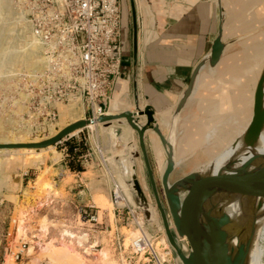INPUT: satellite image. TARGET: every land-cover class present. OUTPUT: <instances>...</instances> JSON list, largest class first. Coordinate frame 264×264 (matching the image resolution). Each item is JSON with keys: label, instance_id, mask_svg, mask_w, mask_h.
<instances>
[{"label": "rangeland", "instance_id": "rangeland-1", "mask_svg": "<svg viewBox=\"0 0 264 264\" xmlns=\"http://www.w3.org/2000/svg\"><path fill=\"white\" fill-rule=\"evenodd\" d=\"M11 1L10 4L0 8V60L1 58L3 60L6 56L2 50H7L6 47H2L3 43L8 42L9 44L12 42L11 45L13 47L11 46V49L13 50L14 47L22 46L21 43L23 42L19 30H22L23 22L26 20L23 19L19 24L17 23L16 14L20 8L16 6L14 0ZM260 43L258 40L252 45L249 43L248 45H241V49L244 47H254ZM244 54L247 53H240L231 59L230 61L240 60L230 66L216 80L218 89L215 91L218 93L213 95V97H206L202 102H198L197 104L199 109L204 113V118L210 114L204 111L210 104H218V109L215 113L213 115L210 114L208 119L198 122L192 132L189 133V138L188 130L192 123H187V119H184V117L181 120L180 130L183 134L176 144L177 160L183 158L181 157V149L185 143L182 150L183 155L192 151L198 144L205 143L207 147H198L196 151H193L197 154L190 158L191 165L182 164L180 168L172 173V177L178 175L181 170L184 172L187 169H194L201 166L200 164L208 162L216 153H219L222 147L239 135L240 131L236 128L240 124H246L251 119V105L253 104L254 92L250 88L256 85L259 77L252 73L249 79L243 75L241 81L235 70L240 65L246 66V68H252L254 67L253 64L261 63L262 61L255 63L246 62L247 57H242L245 56ZM16 63V61L11 60L5 64L3 63L2 66L13 71ZM18 71L24 72L22 69ZM15 75L12 74V76L5 78V86L4 83L0 84V135L9 133L7 136H11V134L13 135V131L16 130L20 131L17 133L18 135L26 136L28 140L41 141L52 135L53 132H58L63 128L65 123L71 122L74 119L83 118V111L79 108L73 118H68L65 121L58 115L55 125L49 120L43 121L42 117L36 114L31 118H27L25 113L27 111V104L25 103L27 97L23 98L20 95L11 97V94L13 95L15 92L18 73ZM256 77L257 79L254 84V78ZM228 81L232 84L228 85ZM230 98L231 100H228ZM224 101L228 102H225V106L222 105ZM71 103L64 104V106H69L68 108L62 107L64 112L67 113L70 108L73 109ZM230 104L235 107L240 106V108L229 110ZM60 105L62 103L58 105V108H60ZM23 131L29 132L26 133ZM95 131H99L98 137L103 141L104 145L98 144L100 152L97 154V160H95L96 165H87L86 168L83 167V170L87 171L82 174V177L93 178L95 174H111L114 181L122 187V177L120 174V170L122 172V169L116 156L130 151L124 129L123 127H120V129H107L102 124H98L92 125L88 133L84 130V135L74 137H77V141L78 139H82L84 145H86L89 133L92 138H97ZM115 132H120V134L116 135ZM216 137L217 139L214 143L209 146V141L214 140ZM148 139L150 146H152L151 135H148ZM66 140H62V143H55L53 149L46 150L48 152L42 151L39 154H25L23 152L10 151V149H5V151L0 152V264H141L137 263L134 258H129L133 254L129 252V249L124 250L122 248L120 245V237L125 235L128 238L138 234L141 230L139 224H142V230L145 233L156 235L159 239L163 238L165 231L162 228L163 225L159 212L156 210L159 216L156 221L146 220L143 213H139L140 209L137 210V213L134 212V217L131 211L128 212L127 208L121 214L117 215L114 212L115 204L111 202L112 186L115 183L113 180H98L94 183L87 184V188L84 185H78L83 184V181L76 180L78 178L77 175H73L68 170V163H66L67 166L64 164L67 158L70 157L66 155ZM36 149L41 150V148ZM147 153L158 192L161 195L162 189L158 167L150 148L147 149ZM204 158L207 160L206 162ZM140 161L143 165L141 158ZM136 167L138 170V179L144 175L145 195L151 203H154L145 167L143 165V170L140 169L139 164ZM125 178L123 175V179ZM69 187L70 189H68ZM129 188L130 190L128 192L127 188L123 186V189L127 193L126 195H130L133 201L130 200L132 204L138 206L133 193L131 195V186ZM78 191H80V194L74 195ZM89 191L91 196L87 197ZM84 196L87 198L81 200ZM160 197L162 199V196ZM66 200L67 202L64 204L63 209L60 208L59 204ZM70 201L76 203L95 201L102 208L109 206V209H111V212L107 216L105 210L100 208L99 214L101 220L110 224V228L108 227V235L103 232L97 234L99 246L94 251L95 254L90 253L89 249L81 250L78 245L81 244L82 237L77 236L75 242L73 239L65 236V233H67L71 237H75V233L71 228L64 227L62 229L64 221L60 219L62 216L72 213L74 206L70 204ZM50 202L51 204L46 205ZM130 209L133 211L134 207L130 205ZM263 209L264 203L256 212H260ZM257 228L258 235L256 242L260 246V263L264 264V216L259 220ZM254 238L252 239L253 241ZM21 241H26L25 248L22 257L15 260L14 255L9 253L8 250H19ZM165 243L171 248L168 242ZM179 243L184 252L189 250L186 239L179 240ZM5 250H7L6 253ZM221 250L222 248L219 252ZM171 257V264H182L178 257H175L173 254Z\"/></svg>", "mask_w": 264, "mask_h": 264}, {"label": "built area", "instance_id": "built-area-1", "mask_svg": "<svg viewBox=\"0 0 264 264\" xmlns=\"http://www.w3.org/2000/svg\"><path fill=\"white\" fill-rule=\"evenodd\" d=\"M14 2L23 11L32 34L42 44L43 67L33 73L19 72L15 92L11 94V97H27V118L36 114L43 121L49 120L55 125L57 104L61 103H80L83 117L87 119H95L101 114V105L107 110L116 80L122 73L121 0ZM83 129H90V125H85L80 131ZM77 133L67 135L57 143ZM95 148L100 152L98 145ZM111 199L117 215L127 208L134 217V212L139 210L117 183H113ZM122 200L126 203L123 204ZM66 202H61L59 207L63 209ZM70 204L74 206L72 213L60 218L64 226L75 233V237L70 239L76 242L77 236L82 237L78 245L81 250L96 251L99 246L97 234L103 232L108 235L110 224L101 220L100 208L93 201H70ZM130 205L134 207L133 211ZM139 225L141 230L138 234L120 237L122 248L133 254L129 258L141 264H171L172 253L165 240L145 233L142 224ZM21 242L19 250H8L15 260L22 257L26 241Z\"/></svg>", "mask_w": 264, "mask_h": 264}, {"label": "water", "instance_id": "water-1", "mask_svg": "<svg viewBox=\"0 0 264 264\" xmlns=\"http://www.w3.org/2000/svg\"><path fill=\"white\" fill-rule=\"evenodd\" d=\"M129 2L132 13L134 52H136V14L133 0H129ZM217 5L218 24L216 36L207 53L194 65L186 86L173 108L169 126L171 132L176 133L179 117L187 100L194 92L200 72L205 67H215L226 47L235 43L238 39L236 37L229 40L223 39L224 13L220 0H217ZM101 107L103 111L95 119L86 118L70 123L54 135L27 145L39 148L55 144L73 129L85 126L89 122L117 120L118 124L128 125L137 134L139 149L136 145L130 143L129 155L118 158V161L145 219H151L152 207H155L160 214L171 252L181 260L182 264H215L211 241L213 227L218 226L219 223L227 225L226 238H230L228 234L230 214L220 213L223 205L233 197L246 196L258 192L264 185V153L254 150L264 128V69L260 73L255 86L252 115L245 130L222 147L212 159H208L209 161L205 165L198 169L193 170V168H190L184 172L181 171L175 177H171V179L170 175L174 172L175 166L173 144L170 141V136H168L170 133L164 136L161 132L154 117L155 110L153 107L147 104L141 108L138 102H135L133 110L124 109L117 113H105L106 107L104 105H101ZM141 116L145 117L143 122L140 120ZM147 130H152L158 135L166 152V167L160 176L165 206L158 192L147 153L145 141ZM227 149H231V154L221 163L217 170V172L219 171L217 175L208 179V176L213 174L214 160ZM140 156L150 183L154 204L147 199L138 179L135 158ZM242 157L247 158L242 159ZM220 170L225 172H220ZM255 174H261L262 180L254 182L246 179ZM184 194L188 195L186 198L188 207L183 210L182 195ZM168 215H170L174 223V228H170ZM263 216L264 209L254 213L250 222L244 227L243 231L245 234H243V231L241 233L243 234V240L241 241L243 251L241 254H245L248 250L256 226ZM178 236L186 238L189 245L187 252L181 249L177 241ZM232 252V248L227 250L226 246L220 264H240L242 259L237 262V258H234L235 253L233 254Z\"/></svg>", "mask_w": 264, "mask_h": 264}, {"label": "crops", "instance_id": "crops-1", "mask_svg": "<svg viewBox=\"0 0 264 264\" xmlns=\"http://www.w3.org/2000/svg\"><path fill=\"white\" fill-rule=\"evenodd\" d=\"M146 1L151 8L152 15L145 8V0H135L137 20L136 52H134L131 5L129 1H121L122 22L120 40L122 48V73L116 80L112 97L113 99H123V103L119 105L120 110H133L135 102H138L140 107L149 104L156 112H169L170 110L173 111L194 65L207 53L216 36L218 24L217 0ZM222 1L223 9L226 12L225 20L228 19L227 29L224 23L225 35L227 34L225 38L223 37L224 40L254 31L257 33L252 36L264 33V0ZM231 28L236 33L230 34L233 33ZM243 42H235L226 47L221 56V58L225 57L223 61L229 58L231 54L233 55L245 50L247 47L241 49V45L248 44ZM249 44L252 45L254 43ZM242 57H247L245 61L249 63L264 62V50L262 52L253 51L249 55ZM238 60L240 59L229 62L222 72H220L219 77ZM218 71L216 64L215 67H205L200 72L194 89L195 93L193 92V95L189 97L181 112L184 119H187V123H197L204 118V113L199 109L197 100L194 97H213V95L218 93L215 91L218 88L214 81ZM203 76L204 79H202ZM213 81L214 83L212 84ZM207 82L212 87L207 86ZM255 86H251L250 90L254 92ZM228 100H231V98ZM225 102L227 101H224L222 105L225 106ZM76 107L83 111L81 104L78 103ZM233 108L238 109L240 106L235 107L230 104L228 109L231 110ZM141 120L143 121L144 119L141 118ZM109 128L120 129L116 125H111ZM84 130L88 133L90 129H83L76 136L80 137L82 134L84 135ZM115 133L116 135L120 134V132ZM95 134L97 138H92L90 133L88 134V140L85 145L87 147H84L82 157L78 156L82 169L83 167L86 168L87 165H96L95 160H97L96 157L99 152L95 146L98 144L104 145L103 141L98 137L99 131H95ZM124 134L128 142L132 141L133 134L137 136L136 132L134 133L128 129H124ZM182 134L183 132L181 131L179 139ZM145 141L147 149H151L152 155L155 158L160 177L163 167L161 168L162 164L157 156L155 147L153 145L150 146L147 134L145 135ZM165 161L166 155L164 153L163 164ZM66 163L67 161L64 162L65 165ZM184 164L191 165L190 160ZM68 170L73 175H77L78 178L76 180L83 181V184L78 185H84L86 188L89 183H94L98 180L103 181V179L109 180V176L104 174H95L93 178H83L82 174L87 170H72L70 168ZM79 192H75L74 195L80 194ZM89 193L87 197L91 196V193ZM87 197L84 196L81 200Z\"/></svg>", "mask_w": 264, "mask_h": 264}, {"label": "bare ground", "instance_id": "bare-ground-1", "mask_svg": "<svg viewBox=\"0 0 264 264\" xmlns=\"http://www.w3.org/2000/svg\"><path fill=\"white\" fill-rule=\"evenodd\" d=\"M11 2H12L11 0H0V8H2L5 5L10 4ZM220 2H221V6L223 8V1L220 0ZM133 4H134L135 14H136L135 0H133ZM144 5H145V8H147L148 12H150V14L152 15L151 8H150V6H149V4L147 3L146 0H145ZM20 11H21V9L16 14L17 23L19 24L20 21H22L23 19L26 20L25 22H23L24 23L23 24V28L21 27L22 30H19L20 36L22 37V40H23V42L21 43L22 46L19 45L18 47H14V49L12 50L11 49V46H12L11 43L12 42L9 43V44H8V42L2 44V47H6V49H7V50L2 49L6 56L4 57L3 60L1 58L2 61L0 60V70H1V72H0L1 73L0 74L1 75L0 76V84L4 83V86H5V78L12 76V74L15 75V73L17 75V73L20 72L18 70L22 69V71H24L26 73H33V72H35L37 70H40L43 67V64H44L43 63V58H42V55H41V50H42L41 49V47H42L41 42H40V40L37 37H35L32 34L31 29H30L29 24H28V21H27L26 17L23 16L24 15L23 11L22 12H20ZM223 13H224V20H225L226 12L224 11V9H223ZM227 21H228V19H226L225 22L223 21V35L222 36L224 38L227 35V34L225 35L224 23H225V26H226V29H227ZM136 22H137V20H136ZM231 31L233 32V28H231ZM234 33H236V31L233 32V33H230V34H234ZM242 33H245V32H242ZM256 33L257 32L254 31V32H251V33H245V34H241V35L235 36L236 38H238L237 41H236L238 43L239 42L242 43L243 41H244L243 43H247V44L248 43H256L258 40L261 43L257 44L254 47H250L248 49H245V50H242L240 52H237V53L231 55L229 58H226L224 61H223V59L225 57L221 58L220 61L217 63V68H218L219 71L217 73V76L214 78L215 83H216V80L218 79V77L220 75V72H222L224 67L229 62L235 61V60L230 61L235 56H237L240 53H247V54H244V55H249L248 53H252L253 51L262 52L264 50V42H263L264 33H262L260 35L252 36L253 34H256ZM254 41H256V42H254ZM6 44H8V46H6ZM7 47H9V48H7ZM5 51H7V52H5ZM11 60L17 62L16 65H15V68L13 67V71L12 70H8V69H6V68H4L2 66L3 63L5 64L6 62L11 61ZM221 61H223V63H221ZM253 65H254V67H252V68H246V66L240 65V67L237 70H235L236 74L240 77L239 80L242 81V76L243 75H244L245 78L249 79L252 73H254L255 76L259 77L260 73L264 69V62L253 64ZM257 77L254 78V82H253L254 84H255V80L257 79ZM202 79H204V76H203ZM214 81L212 82V84L214 83ZM230 84H232V83L230 81H228V85H230ZM206 85L212 87V85L209 84V82H207ZM206 89H207V87H206ZM204 91H206V90H204ZM211 91H214V90H211ZM192 95H193V93H192ZM20 97L25 98L23 95L22 96L20 95ZM205 98L206 97H194V99L197 100V104H198V102H202V100L205 99ZM122 100L123 99H113V97H112L111 100H110V103H109V108H108L107 112H105V113H117V112L122 111V110L119 109L120 108L119 105L123 103ZM77 104H78L77 102H74L72 104L73 105L72 107H73L74 110L70 108V110H68L67 113L64 112L63 109H62V107L65 108L67 106H64V104H62V105H60V108H58L59 104H57L58 115H60V117H61V119L63 121H65L68 118L70 119V118L74 117L75 112L78 111V109L76 107ZM141 108H143V107H141ZM217 109H218V104L214 103V104H210V106L206 107L204 109V111H205V113L207 112V113H210V114L213 115ZM210 114H208L205 118H203L200 121H204V120L208 119L210 117ZM171 115H172V111L171 110L169 112H161V113L155 111L154 117H155L156 122H157L161 132L163 133V135L167 136L170 133L168 136H170V141L173 144V149H174L173 153H174L175 166H174V170L173 171H176L178 168H180V166L182 164H184L186 161L190 160V158H192L193 156H195L197 154L196 152H193V151H196L198 149V147H203V146L205 147L206 145H205V143L198 144L196 147L193 148L192 151H190V152L186 153L185 155H183L182 154V150H183V148H184V146L186 144L185 143L184 146L181 149V157H183V158H180V159L177 160V157H176V144H177V141H178V139H179V137L181 135L180 126H181V120L183 119V113L179 117L178 128L176 130V133L171 132L170 128H169ZM141 118H143L145 120L144 116H141L140 120H141ZM81 119H86V118L83 117V118H80V119L79 118L78 119H74L71 122L69 121L68 123H65L63 128L65 126L69 125L70 123H74V122H76L78 120H81ZM143 121L141 120V122H143ZM249 121L246 124H240L239 127L236 128V129H239V131H240L239 135L245 130V128H246L247 124L249 123ZM197 123L191 124V127H189L188 138H189V133L192 132L193 128L197 125ZM98 124H102L103 127L107 128V129L111 125H116V126H119V127H124V129L132 130L135 133V131L131 127H129L128 125L118 124L117 120H110V121H107V122H89L86 125H90V127H92V125H98ZM240 126H241V128H240ZM82 127H84V126L77 127L75 129H73L68 135H71L73 133L76 134V132L78 130L80 131V129ZM7 128H9V127H7ZM18 132H20V131H16V130L13 131V135L10 133L11 136H7L9 133L8 134L6 133L5 135H3L1 133L2 135H0V152L5 151V149H10V151H18V152H23L25 154H33V153H38L39 154L42 151H46L48 149H53L55 147L54 144H49V145L44 146V147H39V148H41V150H37L36 147L28 146L27 144L28 143H33V142H38V141L28 140L26 136H23L21 134L18 135L17 134ZM23 132L27 133L29 131H23ZM55 133H57V131L53 132L52 135H54ZM146 134L147 135H151L152 145L155 147L157 156L161 160V164H162V167H163V169L161 171V174H162L164 169H165V167H166V161L163 164L164 153L166 155L165 149L162 146L158 135L154 131L147 130ZM216 139H217V137L214 140L209 141V146L212 143H214V141ZM130 143L136 145L137 148L139 149L138 137L135 136L134 134H133V137H132V141L128 142V149H131ZM254 150L256 152L264 153V128H263L262 133H261V135L259 137L258 143L256 145V149H254ZM46 152H48V151H46ZM216 154H218V153H216ZM230 154H231V149H227L226 151H224L221 155H219L214 160L213 174L208 176V179H211V178H213V177H215L217 175V173L219 172V171L217 172V170L220 167L221 163ZM128 155H129V152L117 155L116 156L117 157V161H118V158H122V157H125V156H128ZM247 157H242V159H246ZM140 158L141 157H136L135 158V163H136V166L139 164L140 165V169L143 170V165L141 164ZM206 163H202L200 165L203 166ZM201 166H199V167H201ZM199 167L194 168V169H198ZM136 172H137V175H138V170ZM220 172H225V171L224 170H220ZM120 174H121V177H122V178L121 177L120 178H121L123 186L125 188H127V191L130 190V188H129L130 185L127 184V182L125 181V179H126L125 177H124L125 179H123V173L121 172V170H120ZM108 176H109V180L111 179V180L114 181V178H113V176L111 174H108ZM171 177H172V174L170 175V179H171ZM246 179L249 180V181L259 182L260 180H262V176H261V174H255V175L249 176ZM159 180H160V177H159ZM121 181H119V182H121ZM139 181H141L140 183L142 184L143 189L146 188L145 185H144V175L140 177ZM119 186H121V185H119ZM123 186L121 188L125 192V194H127L126 191L123 189ZM50 195H52V194H50ZM131 195H132V192H131ZM187 196H188L187 194L182 195V209L183 210L187 209V207H188V205L186 203ZM126 197H127V199L129 201L131 200L130 195L129 196L126 195ZM93 202L99 208H102V206L100 204H97L95 201H93ZM111 202H112V200H111ZM122 203L125 204L126 201L122 200ZM263 203H264V185H263L262 188H260V190L258 192H254V193H251V194L246 195V196L233 197V198L228 200L223 205L222 210H221L220 213L224 212V213H229L230 214L229 227H228V229H229L228 234L230 235L229 236L230 238L229 239L226 238L227 225H225V224L222 225L221 223H219L218 226H214L213 227L212 235H211V241H212L213 254H214V258H215V264H220V262L222 260L223 252L226 250V246H227V250L232 248V251H233L232 253L233 254L235 253L234 258H237V262L240 259H242L240 264H261L260 263V246H258V243L256 242V238H257V235H258L257 226H256V230H255L254 235H253V238L255 237L254 241L253 240L251 241V244L249 245V248L245 252V254H241V252L243 251L242 250L241 241L243 240V238H242L243 234H245L244 231H243L244 227L250 222V220L253 217L254 213H257L256 211H258L262 207ZM112 204H113V202H112ZM152 208L153 209H152V215H151V219L150 220L156 221V219L159 216H158V213L156 211V208H154V207H152ZM102 209L105 210V212L107 213V216L111 212V209H109V206L106 207V208H102ZM139 213H142V212L139 210ZM140 216H141V214H140ZM169 216L170 215H168L170 228H174V223H173L171 217H169ZM141 217H143V215ZM64 227L65 226H62V229ZM162 228L164 229V226ZM242 231H243V234H241ZM65 236L67 238H71V236L69 234H67V233H65ZM163 239L165 240V242H167L165 232H164ZM181 239H186V238L178 236V240L177 241L179 242V240H181ZM180 247L183 250L181 245H180ZM221 248H222V250L219 252V250ZM89 251H90V253L95 254L91 249H89Z\"/></svg>", "mask_w": 264, "mask_h": 264}, {"label": "trees", "instance_id": "trees-1", "mask_svg": "<svg viewBox=\"0 0 264 264\" xmlns=\"http://www.w3.org/2000/svg\"><path fill=\"white\" fill-rule=\"evenodd\" d=\"M74 136L69 137L65 142L67 153L66 155L70 156L67 158V163L70 169L72 170H83L82 165L78 161V156L82 155L84 150V142L82 139H78L76 142Z\"/></svg>", "mask_w": 264, "mask_h": 264}, {"label": "flooded vegetation", "instance_id": "flooded-vegetation-1", "mask_svg": "<svg viewBox=\"0 0 264 264\" xmlns=\"http://www.w3.org/2000/svg\"><path fill=\"white\" fill-rule=\"evenodd\" d=\"M149 185H150V183H149ZM151 189V188H150ZM151 193H152V191H151ZM153 196V195H152ZM161 196H162V194H161ZM162 201H163V204H164V206H165V202H164V199H163V197H162Z\"/></svg>", "mask_w": 264, "mask_h": 264}]
</instances>
